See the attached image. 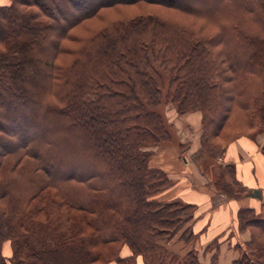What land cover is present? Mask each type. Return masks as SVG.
I'll return each mask as SVG.
<instances>
[{
  "label": "trees",
  "instance_id": "1",
  "mask_svg": "<svg viewBox=\"0 0 264 264\" xmlns=\"http://www.w3.org/2000/svg\"><path fill=\"white\" fill-rule=\"evenodd\" d=\"M138 5L184 20L107 14ZM162 99L179 116L201 113L212 158L253 136L214 142L232 120L261 131L264 0L0 6V264H202L194 206L153 199L172 185L149 166L152 149L174 141ZM244 213L251 239L232 264H264V221ZM174 240L188 250L167 247Z\"/></svg>",
  "mask_w": 264,
  "mask_h": 264
},
{
  "label": "crops",
  "instance_id": "2",
  "mask_svg": "<svg viewBox=\"0 0 264 264\" xmlns=\"http://www.w3.org/2000/svg\"><path fill=\"white\" fill-rule=\"evenodd\" d=\"M8 3L9 0H0V6ZM171 116L169 124L175 145L153 148L149 166L163 171L172 185L153 199H179L193 205V244L199 261L210 264L216 254L215 264H232L251 239V230L243 229L245 225L240 223V211L249 212L244 213L246 222L264 221V122L261 131L236 137L221 147L220 156L212 158L201 151V113ZM179 145L182 154L176 147ZM218 158L221 160L217 163ZM214 245L212 251L209 247ZM123 250L121 256H128L129 251ZM3 252L10 256L9 244L4 245Z\"/></svg>",
  "mask_w": 264,
  "mask_h": 264
},
{
  "label": "rangeland",
  "instance_id": "3",
  "mask_svg": "<svg viewBox=\"0 0 264 264\" xmlns=\"http://www.w3.org/2000/svg\"><path fill=\"white\" fill-rule=\"evenodd\" d=\"M143 10H145L144 12H148V13H151V14L152 13L153 14H157L158 16H160L162 18H170V19L184 20V17L180 13H178V12H176L174 10H170V9H166V8L158 7V6H148V5L147 6H144V7H142V5H138L137 7L129 8L127 10V12L126 11H124V12L123 11H119L121 13L119 16L115 15L118 12L112 13V11H111V12H107V14L110 17H115L116 16L115 18L124 17V16H129L130 17V16H134V15H136L138 13H141ZM165 103L166 102L164 101V99H162L161 105H160V107H158V112L162 116L164 122L165 123H169V121L173 120L172 117L174 115L171 116V114H175V110L171 106L165 105ZM256 127H258L257 130H255V131L253 130V132H252V130H248L246 126H242V125H239V124L237 125V122H235V121L232 120V122L228 125L227 129L224 130L221 138L218 139L217 141H214V142H216V143H218L220 145H223V144H225L224 142H226V140H230L232 137H234L238 133L241 134V133H248L249 132V133H252L250 135H254V134H256V133H258L260 131L261 125H260L259 122L256 124ZM171 132H172V129L170 128L169 129V136L171 137V140H172V133ZM172 143H174V141H171L170 142V144H172ZM174 145H175V143H174ZM164 146H166V145H163V147ZM176 147H178V150L179 151L181 150L180 151V154H182V152H183L182 147L180 145L179 146H176ZM220 155H221V153H220ZM220 155H218V156H220ZM183 158L186 159L187 157L185 158L183 156ZM218 159L216 160L217 163L219 162ZM213 172H215V171H213ZM169 246L174 250V252L183 254V253H185L188 250L190 244L185 245V244H183L180 241L174 240L173 242L170 243V245L168 244L167 247H169ZM209 248H211V250L213 251L214 248H215V245L214 246H210ZM198 249L200 250V248H198ZM123 252H127L128 253V250L127 249H124ZM198 253H197V255H198ZM136 264H145V263H144L143 260H141L139 258V260H138V262Z\"/></svg>",
  "mask_w": 264,
  "mask_h": 264
},
{
  "label": "built area",
  "instance_id": "4",
  "mask_svg": "<svg viewBox=\"0 0 264 264\" xmlns=\"http://www.w3.org/2000/svg\"><path fill=\"white\" fill-rule=\"evenodd\" d=\"M221 159L219 158L218 161H220Z\"/></svg>",
  "mask_w": 264,
  "mask_h": 264
}]
</instances>
